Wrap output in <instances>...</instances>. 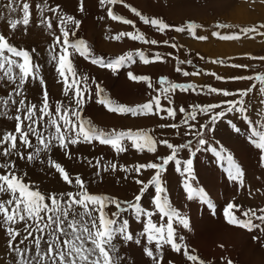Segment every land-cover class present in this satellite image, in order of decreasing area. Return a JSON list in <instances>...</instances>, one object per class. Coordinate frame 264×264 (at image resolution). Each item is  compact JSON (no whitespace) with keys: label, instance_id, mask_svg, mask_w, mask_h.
<instances>
[{"label":"rangeland","instance_id":"374dc122","mask_svg":"<svg viewBox=\"0 0 264 264\" xmlns=\"http://www.w3.org/2000/svg\"><path fill=\"white\" fill-rule=\"evenodd\" d=\"M28 2L31 6L32 23L26 29L21 25L16 30H11L8 19L20 18L22 13H9L8 9L4 7L8 1H0V33L3 29L7 30L6 36L12 44L20 49L34 50L32 51L33 61L41 66V75L44 77L49 94V103L54 112L57 102L62 101L68 104L69 98L63 95L62 78L56 72L55 63H49V49L53 36L45 26L40 25V13L36 7L38 4H42L43 0H29ZM125 3L131 4L145 16L162 19L173 27L163 32L157 31L155 27L145 25L122 4L106 7L102 6L99 0H84V11L81 12L79 10L80 0H48L49 6H60L61 15L73 16L81 22L79 29H75L76 36L70 37V39L85 40L96 57L111 61L121 55H127L128 52L134 54L135 62L127 64L115 73L107 68L92 64L90 59H85L78 53H73L70 59L75 67L77 79L81 80V87H84L83 77L86 76L87 87L91 90V98H88V92L84 94L83 117L90 119L95 126L106 131L112 129L117 131L143 130L158 142L156 153H149L146 150L143 153L138 152L131 147L129 141L124 142L128 145V150L119 155L110 146L101 145L98 142L78 144L70 146L71 159L65 156L63 149L60 148H53L50 153H41L40 160H43L44 163H41L40 160L27 162L13 157L17 162L18 173L23 175L25 183L31 184L34 190H39L42 194L75 192L76 189L65 183L61 175L47 164V160L51 158L61 163L71 176H81L91 194L109 195L121 202L133 199L141 187L135 183V180L143 179L147 182L154 175L155 170H142V174L138 176L134 171H122V167H131L139 163H158L159 157L170 154L169 149L159 144L160 140H168L174 145L191 141L192 151H195L197 147L195 130L191 134H185L187 129L181 123L184 114L179 113V108L184 107L190 111L194 105L223 104L227 100L239 99V96L224 97L208 94V87L192 82L197 88L196 91L177 89L169 93L172 100L171 105L161 95L162 106H171L177 110L176 119L171 120L161 119L160 116L151 114L132 116L131 114L121 115L110 112L104 105L97 102L96 84L98 83L103 87L105 95L113 101L127 106L146 103L157 95L155 89L161 88L158 82L162 77H166L165 74H169L170 78H166L173 83L189 84L188 80L192 76H183L182 72L176 71L177 68L189 73H203L204 67L202 66L205 64L213 65L214 63H210L213 61L212 59L218 58L220 55L207 54L209 56L204 57L197 51L191 50V47L188 46L189 43L187 44L183 40H187V38L176 32L174 28L186 27L191 22L198 27L202 26L201 28L205 30H211L220 24L225 25L227 23V35L239 34L238 39L227 40L228 55H225L227 59L225 58L223 63H217L224 67H216L215 70L216 73L220 71L222 76L226 75L223 77L227 78V81L226 79L214 80L206 76L199 81L204 84L207 83L205 80L213 81L214 87H224L234 93H238L241 89H247L256 83V88L245 97L247 114L253 123L249 124L238 112L229 113L222 121L217 122L214 131H205V138L208 139L209 143L195 156L187 149L180 150L178 154L181 161L193 160L196 177L193 186L203 188L208 193L215 205L214 209H210L199 199H187V194L183 188L184 177L176 170L174 163L167 166V170L162 174V180L173 206L190 218L192 226L190 232L174 223L178 242L179 236H184V243L188 245L190 253L197 255L205 264H227L228 260H231L233 264H264V233L260 232L259 229L249 232L230 225L224 216V209L230 202L241 206V211L236 213L240 218H243L241 216L243 210L256 209L259 215L258 210L264 208V167L261 166L259 150L249 140L252 134L251 129L255 127L260 131V125L264 123V116L261 115L264 113V95L259 91L261 85L258 81L230 79L264 75V59H261L264 57V35L260 34L264 32V28L261 27L264 25V0H125ZM108 7L112 8L114 14L131 19L135 27L112 20L107 15ZM45 15L53 16L52 13L48 12ZM53 20L54 28L52 31L59 34L58 28L55 27L58 18L53 16ZM68 27L74 29V25L70 23ZM248 28H255L257 31L251 33L242 31ZM120 32L143 33L145 39H154L157 44L142 43L139 40L133 41L127 36L120 40L111 38ZM219 43L221 44V42ZM173 44L176 45L175 48L172 47ZM229 48L234 52H230ZM141 51L154 62L145 65L136 55ZM156 54L162 57L161 61L154 60ZM181 61L183 63H180ZM232 65L245 67H232ZM223 69L227 70L223 71ZM128 72L138 76L150 77L153 87L149 88L147 82L132 81L127 75ZM14 87L6 80L0 81V97H6L12 93ZM200 89H204V91H200ZM42 92L43 86L39 84L38 80H29V83L25 85L26 102L37 103L39 107L43 99ZM15 98L19 99V97ZM69 106L75 107L74 103ZM16 107L17 105L11 103L7 109L0 107V134L13 130L14 117L17 114ZM161 115H166V113H161ZM230 120L240 128L239 133L231 127ZM46 122L47 118L41 123ZM207 122L208 117L198 115L197 120L191 123L199 126V124ZM172 123L179 127H161L162 124ZM30 138L35 144V139ZM221 146L226 147L243 168L245 173L243 188L228 180L225 171L226 162H221L210 150L213 147L219 149ZM25 151L30 152L32 150L26 149ZM89 160L93 164L100 160V167H92L88 163ZM108 162L115 163L117 165L116 170L113 171L110 168L105 170V165ZM153 197L154 187H150L141 201L146 210H154ZM8 198L9 194H0V200ZM81 210L79 207L75 209L77 213ZM105 212L109 217H112L114 212H118L121 220L129 222L130 230L136 234L135 238L141 239V244H135L125 242L120 237L116 238L114 241L117 248L115 255L119 258V264H154L152 259L145 254L144 248L151 247L154 254L159 257L155 245H148L146 238L138 235L144 227L145 219H138L134 211L119 212L114 206L107 207ZM69 218H71V214ZM153 219L158 225H166L167 223V219L159 215L154 216ZM254 223L259 224L260 222L254 220ZM14 226L23 233V222ZM261 226L264 227V225ZM254 237H259V239H254ZM20 239H23V235L18 237L17 241ZM8 240L9 237L5 231L0 230V264H17L18 258L16 253L9 248ZM20 246L23 247V245ZM45 247L42 243V251L45 250ZM162 252L163 264H169V262L171 264H198V262L188 261L182 253H176L170 246H164ZM32 254L34 255V246Z\"/></svg>","mask_w":264,"mask_h":264},{"label":"snow or ice","instance_id":"6c2138e0","mask_svg":"<svg viewBox=\"0 0 264 264\" xmlns=\"http://www.w3.org/2000/svg\"><path fill=\"white\" fill-rule=\"evenodd\" d=\"M99 2L106 7L122 4L145 25H151L157 31L163 32L173 27L162 19L143 15L137 8L125 3V0H99ZM4 7L8 9L9 13H22L20 18L8 19L11 30H16L21 25L26 29L32 23L31 6L28 0H8ZM36 7L40 13V25L45 26L53 36L49 49V63H55L56 72L62 78L63 95L69 98V103L57 102L53 112L49 103L45 80L41 75V66L33 61L32 51L34 50L20 49L10 42L6 34L0 33V81L6 80L15 86L12 93L6 97H0V107L7 109L10 103L17 105L13 130L0 134V161H2L0 162V194H9L8 199L0 200V230L5 231L9 237L8 245L16 253L17 264H119V258L115 255L117 252L114 243L116 238L120 237L125 242L135 244H141V239L135 238L136 234L130 230L129 222L121 220L118 212H114L112 217L107 215L105 209L109 206H114L119 212L134 211L138 219H145L144 227L138 235L146 238L148 245H155L159 257L154 254L151 247L144 248L145 254L152 259L154 264H163L162 248L166 245L170 246L176 253H182L190 262L205 264L197 255L190 253L188 245L184 243V236H179V242L177 240L174 223L189 232L192 230V226L190 218L173 206L168 190L162 180V174L167 170L170 163H174L176 170L184 177L183 188L187 194V199H199L210 209H214L215 205L209 198L208 193L203 188L193 186V182L196 180L193 160L185 159L181 161L178 154L180 150L187 149L195 156L209 143L208 139L205 138V131H214L217 122L222 121L229 113L238 112L244 117V120L252 124L253 122L247 114L245 97L256 88V83H253L247 89L239 90L238 93L209 86L207 88L208 94H217L224 97L238 95L239 99L227 100L223 104L194 105L190 111H187L184 107L179 108V113L184 114L181 123L187 129L185 134H191L195 130L197 138L195 151H192L191 141L174 145L168 140H160L159 144L169 149L170 154L159 157L158 163L148 162L134 164L131 167H122V171H134L138 176L142 174V170H155L154 175L147 182L143 179L135 180V183L141 185V187L133 199L121 202L109 195L91 194L81 176H71L61 163L51 158L47 160V164L54 168L61 175L62 180L75 188L76 191L42 194L39 190H34L31 184L24 182L23 175L18 173L17 162L13 157L27 162H34L40 160L41 153H50L53 148H60L63 149L64 155L71 159L70 146L92 144L93 142L108 145L119 155L128 150L125 141H129L131 147L138 152L143 153L146 150L155 154L158 142L143 130L117 131L112 129L106 131L98 128L90 119H86L82 115L85 104L84 94L88 92V98H91V90L87 87L86 76L83 77L84 87H81V80L77 79L75 67L70 59L72 54L78 53L85 59H90L92 64L107 68L114 73L127 64L135 62L133 59L134 54L128 52L127 55H121L111 61L96 57L85 40L70 39V37L76 36L75 29H79L81 23L79 20L73 16L61 15L60 6L51 7L48 0H43V3L38 4ZM79 10L84 11V0H80ZM46 12L52 13L53 16L58 18L55 27L58 28L59 34L52 31L54 28L53 16H46ZM107 15L114 21L135 27L131 19L114 14L111 7H108ZM69 23L74 25V29H69ZM197 27L195 23L190 22L186 27H175L174 30L179 33L186 30L195 33ZM217 27L225 28L226 25H218ZM261 27L264 28V25H261ZM242 31L251 33L256 32L257 29L248 28ZM260 34L264 35V32ZM214 35H217L221 40L239 38V34L221 35L220 33H214ZM125 36L133 41L139 40L142 43L157 44L154 39H145L143 33L120 32L111 38L120 40ZM199 39H206V37H199ZM172 47L175 48L176 45L173 44ZM136 55L145 65L154 62L146 57L142 51L136 53ZM261 59H264V57ZM154 60L161 61L162 57L156 54ZM180 63H183V61ZM188 63H191V61H188ZM212 63H223V61L214 60ZM232 67L245 66L232 65ZM176 71L182 72L185 77L200 74L199 72L182 71L181 68H177ZM69 74L71 75L69 76ZM127 75L132 81L147 82L149 88L153 87L151 78L148 76H138L132 72H128ZM210 75L214 76L216 80L225 79V77L216 73H210ZM230 79L258 81L261 85L259 91L264 95V75L233 77ZM29 80H38L39 84L43 86V99L39 107L37 103L26 102L25 85L29 83ZM158 83L161 88L155 89L157 95L153 96L148 102L136 106L116 103L105 95L104 88L98 83L96 84L95 95L97 102L113 113L131 114L132 116L151 114L160 116L161 119L175 120L177 110L171 106H162L161 95L171 105L172 100L169 93L177 89L180 91H196L197 88L191 83H173L166 77H162ZM200 91H204V89H200ZM70 93L71 95H69ZM15 97H19V99L17 100ZM73 103L75 107H70L69 105ZM161 113H166V115H161ZM198 115L208 117V122L201 123L199 126L191 123L197 120ZM261 115L264 116V113H261ZM45 118H47V122L42 124L41 122ZM229 124L235 132H240V128L231 120ZM161 127L178 128L179 126L172 123L162 124ZM260 128V131L255 127L251 129L252 134L249 140L259 150L261 166L264 167V123L260 125ZM30 137L35 139V144H33ZM26 149L32 151L26 152ZM210 150L221 162H226L225 171L228 180L243 188L244 170L228 149L221 146L219 149L213 147ZM40 162L44 163L43 160H40ZM88 163L95 168H99L101 165L100 160H97L95 164L91 160ZM109 168L114 171L117 165L108 162L105 165V170ZM150 187H154V210H146L141 204L142 198ZM77 207L82 209L78 213L75 211ZM240 211V205L234 202L228 203L224 209L227 223L249 232L259 229L260 232L264 233V227L261 226L264 225V208L258 210L259 215L256 209L243 210L241 213L243 218L236 215ZM70 214L71 218H69ZM157 215L167 219L166 225H158L154 222L153 217ZM254 220L260 223H254ZM21 222L24 225L23 233L14 226ZM21 235H23V239L17 241V238ZM254 239H259V237H254ZM42 243L46 246L43 251L41 248ZM20 245H23V247ZM33 246L34 255L32 254ZM227 264H233V262L228 260Z\"/></svg>","mask_w":264,"mask_h":264},{"label":"crops","instance_id":"0c3cea01","mask_svg":"<svg viewBox=\"0 0 264 264\" xmlns=\"http://www.w3.org/2000/svg\"><path fill=\"white\" fill-rule=\"evenodd\" d=\"M225 25H226L225 28L214 27L211 30H208V29L205 30L204 28H201L202 26H199L195 30V33L186 30L185 32H183L181 34H183V36L185 38H187V40H185V39H183V40L186 41L187 44L189 43L191 45L190 46L188 44V46L191 47L190 48L191 50L197 51L199 54L203 55L204 57H207V56H209L207 54H211V51L216 52L215 50H217V49L221 50V46L224 44H227V40H221L217 37V35H214V33H220L221 35H227V33H228L227 32V23H225ZM199 37H206V39H199ZM212 42H214V44H212ZM219 42H221V44ZM195 47H198V48H195ZM208 50H209V52L207 53ZM204 52H205V54H204ZM225 53L227 55V52H225ZM211 55H214V54H211ZM210 57H213V56H210ZM225 58L227 59V57L225 55H220V56H218V58H213L212 60L213 61L214 60L223 61V60H226ZM210 63H212V61ZM202 67H204L203 73H200L199 75L192 76L191 79L188 80V82H190L191 84H193L192 82L202 84V85H204V87H209V86L214 87L213 81L205 80L207 83L204 84V83H201L199 81V79H204L206 76L207 78H212V79L216 80L214 76L210 75V73H216L215 72L216 67L223 68L224 66L222 64L214 63L213 65L205 64ZM226 70L227 69H225V70L223 69V71H226ZM219 72L216 74L220 75L221 73H219ZM168 75L169 74H165L166 77L170 78ZM220 76H222V74ZM223 76H226V75H223ZM225 79L227 81V78H225ZM220 89H226L227 90V88H224V87H221Z\"/></svg>","mask_w":264,"mask_h":264},{"label":"bare ground","instance_id":"6f19581e","mask_svg":"<svg viewBox=\"0 0 264 264\" xmlns=\"http://www.w3.org/2000/svg\"><path fill=\"white\" fill-rule=\"evenodd\" d=\"M1 1V0H0ZM8 1V0H7ZM29 1V0H28ZM31 1V0H30ZM2 9V8H1ZM240 10V9H239ZM244 10V9H243ZM240 12V11H239ZM246 12V11H245ZM240 14H241V12H240ZM18 15V14H17ZM7 18V17H6ZM6 25V24H5ZM1 32L3 33V34H6V32H7V30H1ZM199 46V45H198ZM195 48H198V47H195ZM203 49V48H202ZM207 50V49H206ZM210 50V49H209ZM209 50L207 51V53L209 52ZM229 50H230V52H234L233 50H231L230 48H229ZM216 52H213V51H211V54H214V55H226V53L225 52H227V44H224V46L222 45L221 46V50L220 49H217V50H215ZM225 51V52H224ZM206 52V51H205ZM204 52V53H205ZM228 55V54H227Z\"/></svg>","mask_w":264,"mask_h":264}]
</instances>
